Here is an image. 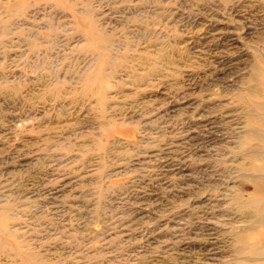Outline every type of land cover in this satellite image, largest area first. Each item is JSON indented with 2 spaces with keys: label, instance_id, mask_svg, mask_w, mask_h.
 Segmentation results:
<instances>
[{
  "label": "rangeland",
  "instance_id": "1",
  "mask_svg": "<svg viewBox=\"0 0 264 264\" xmlns=\"http://www.w3.org/2000/svg\"><path fill=\"white\" fill-rule=\"evenodd\" d=\"M0 264H264V0H0Z\"/></svg>",
  "mask_w": 264,
  "mask_h": 264
}]
</instances>
